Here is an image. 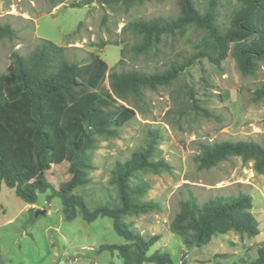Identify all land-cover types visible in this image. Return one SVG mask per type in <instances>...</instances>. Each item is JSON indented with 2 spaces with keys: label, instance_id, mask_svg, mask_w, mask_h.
I'll return each mask as SVG.
<instances>
[{
  "label": "rangeland",
  "instance_id": "obj_1",
  "mask_svg": "<svg viewBox=\"0 0 264 264\" xmlns=\"http://www.w3.org/2000/svg\"><path fill=\"white\" fill-rule=\"evenodd\" d=\"M193 1L200 12L208 7V0ZM239 6L237 0H218L215 23L221 30L229 26L231 13ZM178 14V0H144L129 8L105 0H0V24H10L16 31L14 38L0 40V72L11 63L12 51L27 55L40 38L65 47L69 61L85 63L91 53L98 55L108 73L162 71L197 53L207 31L190 24L162 34L146 52L134 53L132 47L141 42V35L126 25L139 18L166 20ZM233 45L229 44L220 63L200 56L170 83L144 88L139 100L121 101L134 109L135 116L119 126L115 135H93L88 182L75 189L91 209L118 202L111 170L148 142L154 145L150 160L166 165L141 171L131 180V184L145 182L147 189L140 198L159 205L158 210L125 217L129 227L145 237L160 235L148 254L166 252L175 263L184 264H246L264 245V173L255 172L252 162L239 156L210 168H199L195 160L202 144L250 140L264 145V98L254 99L255 90L264 83V57L255 60L253 73L243 74ZM76 114L74 134L81 143L86 125L79 105ZM46 176L58 188L71 177L69 162L52 165ZM240 193L252 198L257 235L228 231L200 247H188L171 231L170 222L182 199L193 197L202 204L215 196ZM48 194L38 192L36 202L30 204L1 184L0 264H121L116 251L97 252L101 244L126 243L113 229L111 218L88 222L78 211L73 219H66L60 198L47 199ZM37 210L45 212L35 215Z\"/></svg>",
  "mask_w": 264,
  "mask_h": 264
},
{
  "label": "trees",
  "instance_id": "obj_2",
  "mask_svg": "<svg viewBox=\"0 0 264 264\" xmlns=\"http://www.w3.org/2000/svg\"><path fill=\"white\" fill-rule=\"evenodd\" d=\"M105 1L129 8L144 0ZM237 1L240 6L231 13L229 26L222 30L215 23L218 0H208L204 12L198 10L193 0H178L179 14L175 18L129 21L126 26L141 35V42L132 47L134 53L146 52L162 34L182 30L190 24L207 31L208 37L197 53L186 62L173 63L162 71L108 73L107 64L98 55L91 53V60L85 63L69 61L65 47L42 38L27 55L12 51L11 63L5 72H0V188L4 183L30 204L36 202L38 192L49 191L47 199L60 198L66 219H73L78 211L88 222L98 217L111 218L113 229L126 243L101 244L97 252L116 251L121 264H184L175 263L166 252L148 254L160 235L145 237L125 221L126 216L159 209L157 202L140 198L147 189L145 182L131 184L137 173L166 166L150 160L152 142L130 158L117 162L111 170L110 180L118 193L116 204L104 203L91 209L75 189L88 182L86 168L94 146L93 135H115L119 126L135 116L134 109L121 101L139 100L144 88L155 89L170 83L200 56L220 63L230 43L234 44L233 54L241 72L253 73L255 60L264 57V0ZM15 36L10 24H0V40ZM262 98L264 83L254 92V99ZM76 105L86 125L80 133L81 143L74 134ZM230 156L251 161L255 172L264 173V145L250 140L202 144L195 160L199 168H210ZM64 160L69 162L71 177L56 188L46 172ZM251 207L252 198L246 193L219 195L202 204L193 197L182 199L170 229L188 247H200L213 236L228 231L255 236L259 233V223ZM246 264H264V245L258 247L257 257Z\"/></svg>",
  "mask_w": 264,
  "mask_h": 264
},
{
  "label": "water",
  "instance_id": "obj_3",
  "mask_svg": "<svg viewBox=\"0 0 264 264\" xmlns=\"http://www.w3.org/2000/svg\"><path fill=\"white\" fill-rule=\"evenodd\" d=\"M45 211L44 210H37V211H35V215H37V214H43ZM59 264H62V261H60L59 262Z\"/></svg>",
  "mask_w": 264,
  "mask_h": 264
}]
</instances>
